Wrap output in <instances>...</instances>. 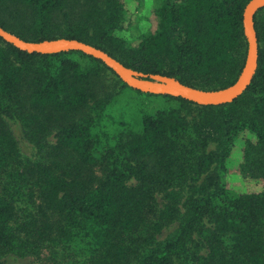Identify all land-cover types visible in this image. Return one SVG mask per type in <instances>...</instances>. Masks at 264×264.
I'll return each mask as SVG.
<instances>
[{
	"label": "trees",
	"instance_id": "obj_1",
	"mask_svg": "<svg viewBox=\"0 0 264 264\" xmlns=\"http://www.w3.org/2000/svg\"><path fill=\"white\" fill-rule=\"evenodd\" d=\"M248 1L158 0L155 28L126 39L125 0H0V27L217 90L243 67ZM253 21L255 74L219 105L134 89L79 50L0 37V264H264V8ZM236 148L258 191L229 186Z\"/></svg>",
	"mask_w": 264,
	"mask_h": 264
},
{
	"label": "water",
	"instance_id": "obj_2",
	"mask_svg": "<svg viewBox=\"0 0 264 264\" xmlns=\"http://www.w3.org/2000/svg\"><path fill=\"white\" fill-rule=\"evenodd\" d=\"M264 8V0H249L243 9V32L247 42L243 67L233 84L217 90H204L181 83L174 77L159 74L146 75L126 67L117 59L90 44L74 39L59 38L41 42H28L0 27V37L27 52L42 54L79 50L102 61L125 84L153 94L181 97L201 105H219L237 98L251 83L258 61V42L254 28V15Z\"/></svg>",
	"mask_w": 264,
	"mask_h": 264
},
{
	"label": "rangeland",
	"instance_id": "obj_3",
	"mask_svg": "<svg viewBox=\"0 0 264 264\" xmlns=\"http://www.w3.org/2000/svg\"><path fill=\"white\" fill-rule=\"evenodd\" d=\"M158 0H125L128 16L130 20L136 23L127 31L121 32L122 37L126 39H135L140 33L147 30H153L156 25V20L152 14V10ZM15 137L19 143L22 154L25 157L35 158L36 151L29 140L21 133L18 125H12ZM238 146V145H237ZM240 154L236 148L228 161V184L236 191H258L261 188L262 182L250 178H244L239 174L237 169ZM16 259V260H15ZM14 264H29V259L15 258Z\"/></svg>",
	"mask_w": 264,
	"mask_h": 264
}]
</instances>
